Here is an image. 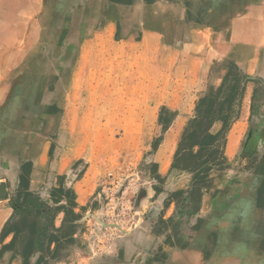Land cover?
Here are the masks:
<instances>
[{"label":"rangeland","instance_id":"374dc122","mask_svg":"<svg viewBox=\"0 0 264 264\" xmlns=\"http://www.w3.org/2000/svg\"><path fill=\"white\" fill-rule=\"evenodd\" d=\"M213 2L214 0H202L203 7L207 6L209 9ZM220 3L221 6L217 8L219 13L210 17L209 23L219 24L220 28H224V46L219 56L210 64L203 91L196 94L185 73L180 76L174 70L162 69L159 72L160 79H155L160 91V97L155 100L152 99L153 90L149 85L153 81L143 89L136 85L139 81L146 80L152 72L137 69L133 60L121 69L109 63L106 69L98 71L74 70L73 54L59 55L57 49L63 45L73 49L81 40L76 38V31H68L72 30L69 23L58 20L60 14L55 8V2L50 6V22L46 32L49 37L40 45L44 50L48 49L49 53L44 56L34 54L31 57L34 70L26 73L27 77L32 75L33 90L45 93L44 100L49 104L46 113L49 116V137L53 145L48 154V167H51L53 162L56 163V160L62 159L66 163V171H71L74 175L71 187L77 183L80 193L83 194L84 191L88 197V203L81 209L82 220L78 223L86 237L73 241L61 251L59 260L50 261L49 264H96L97 260L107 254H114L122 238L133 234H141V237L142 234L149 237L157 235L164 228V223L153 215L156 207L153 203L156 198L150 197V189L159 184L161 198L167 199L166 196L169 195L168 198L174 201L170 195L179 188L186 191L190 186L186 175H190L174 172L166 182L162 180L153 185V181H150L153 171L150 166L156 151L154 142L159 137L164 140V129L178 115L185 117L187 123L193 116L200 95L210 88L216 90L220 86L229 63H234L247 77L249 83L244 93H251L253 96L254 90L264 88V40H261L263 46L260 51L252 54L254 40L245 37L248 35V24L243 22L248 18V8L239 9L232 6V0H220ZM233 12L236 13L235 31H232V24L230 29ZM62 13L68 14L69 17L72 15L71 10ZM66 16L64 17L67 21L69 17ZM74 26V30H78L77 23ZM65 33L73 38L64 40L58 37ZM143 58L147 63L150 56ZM75 82H83V85H74ZM25 87L22 86L18 90L25 93ZM140 92L144 95V102L136 101L137 98L141 99L137 97ZM176 94L177 98L182 100L181 103L172 102ZM120 99L128 101H119ZM147 102L161 103L155 106L154 110L153 105ZM250 105L251 101L247 106L248 115L239 119V122L244 123V132L227 154L229 168L220 177L219 174H214L213 188L203 191V204L199 203L201 218L198 219L203 222L200 227L207 234L208 240L206 258H212V252L220 239V223L229 224L228 234L226 233L228 238L236 236L242 219L234 211L242 201L245 202L246 214L249 210L251 223H257L255 233L252 232L254 239L247 242L251 243L254 253L257 251L259 257L264 256V169L259 164L264 155V99L260 97L259 92L253 112L249 110ZM148 107H151L150 110ZM242 110L240 106L237 109L241 116ZM33 111L38 112V109L34 106ZM178 125H175V128ZM179 133L180 130L178 136ZM46 173L45 170L39 172L38 186L42 184L39 180L41 175L43 178ZM0 185H4L7 194L4 199L0 198V202L9 205L13 211L11 206L19 183L15 186L10 182ZM47 185L51 188L52 182ZM42 188H45L44 185ZM70 190L71 188L57 189L61 195L66 194L67 198L70 196ZM216 191L218 192L215 193ZM41 192L45 193L43 189ZM71 196L74 200V194ZM174 202L176 219L170 218L168 223H183L188 231L193 232L198 219L193 220L190 228L188 221L199 212L191 214ZM73 204H67L69 212H72ZM90 204L96 206L95 210L83 217ZM195 233L193 232V235ZM188 234L187 232V236ZM9 241L0 244V248ZM141 241L142 245L151 244L148 239L142 238ZM38 259L39 255L34 254L29 264H37ZM0 264H22L18 247L5 251L0 258Z\"/></svg>","mask_w":264,"mask_h":264},{"label":"crops","instance_id":"0c3cea01","mask_svg":"<svg viewBox=\"0 0 264 264\" xmlns=\"http://www.w3.org/2000/svg\"><path fill=\"white\" fill-rule=\"evenodd\" d=\"M54 2L60 14L58 20L69 23L72 30L68 31H76V38L81 40L73 49L68 45L57 49L59 55L73 54L74 70L98 71L106 69L109 63L121 69L133 60L137 69L152 72L146 80L139 81L136 85L143 89L153 81L149 84L152 86L153 100L160 97V91L157 89L159 84L155 79H160L159 72L162 69L174 70L180 76L185 73L189 85L196 94L203 91V83L210 64L223 49L225 34L222 33L224 28H220L219 24L209 23L210 17L219 13L217 8L221 6L220 0H214L210 9L206 8L207 6L203 7L202 0H0V184L10 182L15 186L20 182L22 165L30 164L29 191L40 195L48 206L64 207L54 220L56 229L62 225L65 211H68L67 204H75L72 212L77 216L74 222L77 228L73 235L76 241L86 237L78 223L82 220L81 209L86 207L88 197L83 189V194L80 193L77 183L71 187V179L74 175L71 171H66V163L62 159L56 160V163L53 162L51 167H48V154L53 145L49 137V116L46 113L49 104L44 100L45 93L33 90L32 75L27 77L26 73L34 70L31 63L34 54L44 56L49 53L48 49L44 50L40 45L49 37L46 33L50 22L48 13ZM232 6H237L239 9L248 8L246 13L248 18L243 20L248 24V35L245 37L254 40L251 53L257 54L263 46L261 40H264V0H245V2L232 0ZM70 10L72 12L70 17L62 13L64 11L68 13ZM235 14L233 12L234 18L230 23L232 31L236 30ZM64 16L69 19L66 21ZM76 23L78 30H74ZM58 37L64 40L73 38L67 33ZM145 56H150L147 63L143 61ZM80 80L85 79L80 78ZM74 85L81 86L83 82H75ZM22 86H26L25 93L18 90ZM137 97H141L140 100L136 99L137 102L145 101L142 92ZM251 97V93H244L240 104L243 108L242 116L240 114L237 121L232 124L226 137V157L229 150H232L230 147L232 131L238 123L244 124L239 122V119L248 115L247 106ZM172 102L181 103L182 100L177 98L176 94ZM147 103L153 105L152 109L155 110V106L161 102ZM34 106L38 112L33 111ZM148 108L150 110L151 107ZM185 123L186 118L178 115L166 131L164 140L155 149L153 164L150 166L153 170L150 174L153 185L162 180L166 182L174 172L186 175L184 172L171 169L177 142ZM177 124L180 126L175 128ZM169 131L170 133L177 131L178 138L176 137L173 151L166 154L165 159L161 151ZM243 132L241 126L238 137ZM42 170L47 173L43 178L41 175L39 180L42 186H38V174ZM186 177L189 178L190 184V176L186 175ZM51 182L49 188L47 184ZM43 185L45 188H42ZM58 188H71L69 198L66 194L61 195L57 191ZM42 189L45 193L41 192ZM161 196V185L158 184L157 187L150 189V197L156 198L153 203L156 204L153 215L163 221L164 228L153 237L147 234H142L143 237L140 236L141 234H133L122 238L117 244L116 252L107 254L97 260L96 264L205 263L207 234L201 227L193 235L183 223H168L170 218L176 219L175 202L168 198L169 195L166 196L167 199ZM203 198L202 192L200 205L203 204ZM95 207L90 204L83 217L95 210ZM11 213L9 205L0 202V232ZM200 213L201 211L193 219L190 218L189 228L192 227L193 220L201 218ZM249 216L248 210L246 218L251 223ZM252 224L257 225V223ZM142 238L150 240L151 244L142 245ZM10 239L11 236L6 238L4 243ZM250 247L253 259L258 253L253 252L252 245Z\"/></svg>","mask_w":264,"mask_h":264},{"label":"trees","instance_id":"16d2710c","mask_svg":"<svg viewBox=\"0 0 264 264\" xmlns=\"http://www.w3.org/2000/svg\"><path fill=\"white\" fill-rule=\"evenodd\" d=\"M247 83L249 81L244 73L234 63H229L220 86L216 90L210 88L200 95L193 116L181 132L171 169L190 175L191 183L186 191H174L170 197L179 208L182 206L191 214L199 212L202 192L213 188L214 174L220 177L229 168L225 156L226 137L239 117L237 109ZM258 92L264 99V88L254 90L251 112L254 111ZM171 123L164 129V133ZM162 140L163 137H159L154 142L155 149ZM259 164L264 169V155ZM30 172V164L22 165L19 187L11 206L13 211L0 232V244L9 236L11 239L0 248V258L5 251L18 247L22 264H29L34 254L39 255L37 264H49L50 261L59 260L61 251L74 241L73 235L77 228L74 222L77 216L65 211L62 225L56 229L54 220L64 207L52 208L36 193L29 191ZM202 223V220H197L193 227L194 233Z\"/></svg>","mask_w":264,"mask_h":264},{"label":"bare ground","instance_id":"6f19581e","mask_svg":"<svg viewBox=\"0 0 264 264\" xmlns=\"http://www.w3.org/2000/svg\"><path fill=\"white\" fill-rule=\"evenodd\" d=\"M241 126L243 125H236L232 131L230 140L231 148L235 146ZM176 137L177 131H173L167 136V139L164 142L163 149L161 151V154L165 157V159L167 158L166 154L173 151L174 146L176 144ZM244 203L245 202L242 201L239 207L236 208V210L234 211V213L240 215V219H242V221L237 227L238 232L236 236L233 238H228V236H226L228 234L227 223H220L222 229V231L220 232V239L217 243L214 252L212 253V258H207L204 264H264V256L259 257L256 255L255 257H253V259L251 258V243H248L247 241H251L254 239V237L252 236V232L255 233L253 229L256 225L250 223L246 218L247 214L244 211ZM256 230L258 229L256 228Z\"/></svg>","mask_w":264,"mask_h":264},{"label":"water","instance_id":"95a60500","mask_svg":"<svg viewBox=\"0 0 264 264\" xmlns=\"http://www.w3.org/2000/svg\"><path fill=\"white\" fill-rule=\"evenodd\" d=\"M6 189L4 185H0V198L4 199L6 197Z\"/></svg>","mask_w":264,"mask_h":264},{"label":"built area","instance_id":"2783aa9c","mask_svg":"<svg viewBox=\"0 0 264 264\" xmlns=\"http://www.w3.org/2000/svg\"><path fill=\"white\" fill-rule=\"evenodd\" d=\"M109 177H111V175L109 174ZM89 214V213H88Z\"/></svg>","mask_w":264,"mask_h":264}]
</instances>
